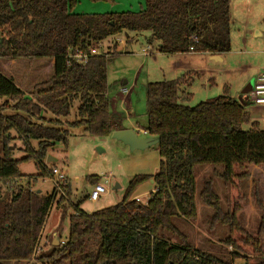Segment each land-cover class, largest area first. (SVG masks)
I'll list each match as a JSON object with an SVG mask.
<instances>
[{"label":"trees","instance_id":"trees-1","mask_svg":"<svg viewBox=\"0 0 264 264\" xmlns=\"http://www.w3.org/2000/svg\"><path fill=\"white\" fill-rule=\"evenodd\" d=\"M144 2L139 12L76 14L77 0H0V66L11 67L9 74L0 68L6 74L0 72V264H264V201L255 190L260 223L251 233L241 222L240 193L241 183L251 177L249 167L264 166V129L253 123L245 131L246 109L227 94L193 108L182 104V87L193 83L189 75L146 87V129L159 140L158 172L134 177L121 204L92 214L81 208L89 196L71 203L72 187L66 180L57 208L70 203L73 209L69 236L36 255L56 195L38 193L31 183L50 177L56 168L46 162L50 150L67 146L70 133L64 126L98 137L123 130L110 113L108 99V66L117 45L115 53L90 56L86 65L71 55L89 53L123 32H149L148 44L159 43L158 51L167 55H223L232 50L231 0ZM36 63L33 71L49 78L27 94L12 74L16 67L32 70ZM75 108L77 114L69 122ZM9 111L13 114L7 115ZM16 139L25 146L26 156L19 160L14 159ZM28 162L39 172L23 186L20 166ZM199 165L215 167L214 175L231 187L228 211L212 179L205 181L199 195L213 211L211 231L229 229L222 244L232 251L222 256L194 248L174 223L198 218ZM90 181L99 182L96 177ZM150 182L156 192L148 202L134 201L138 189Z\"/></svg>","mask_w":264,"mask_h":264},{"label":"rangeland","instance_id":"rangeland-1","mask_svg":"<svg viewBox=\"0 0 264 264\" xmlns=\"http://www.w3.org/2000/svg\"><path fill=\"white\" fill-rule=\"evenodd\" d=\"M78 4L75 8L76 14H106V13H121V12H139L137 8L138 0H115L114 3H92L90 0H77ZM117 1V2H116ZM144 5V0H142ZM130 6H133L130 8ZM248 26V28H246ZM264 33V0H231V33H232V47L234 50L243 49V40L245 38H252L256 49L264 50V37H256V31ZM254 33V34H252ZM253 35V36H252ZM149 32L135 33V32H123L114 37H110L104 42V50L115 53V47L117 50L114 56L113 62L108 66V96L113 100L116 99L118 90L124 85L126 81H136V88L133 93L135 101V107L137 114L132 117L135 124L143 126L147 124V105L144 110V104L146 103V89L145 86L149 80L155 82V80H164L162 75L157 78L159 72H155L157 67L155 61L152 59L156 53L159 43H153V55L144 58V49L148 47L147 40L150 38ZM252 42V40H251ZM249 49H252L250 45ZM167 59V58H166ZM169 61H172L169 58ZM204 59V58H203ZM237 59V58H236ZM256 65L264 64V54H260L257 59L251 58V56L242 57V64H248L249 62ZM1 62V61H0ZM40 62V61H39ZM1 65V64H0ZM4 68L0 66L6 73L11 72V67L3 63ZM38 66V63L34 65L32 70L25 66L16 67L14 77L15 83L18 87L23 89L27 94L32 92L35 84L46 81L49 77L42 76L41 71L34 72ZM0 69V72L5 74ZM14 73V72H13ZM152 73V75H151ZM156 73V74H154ZM240 74V75H239ZM241 78V73H239ZM6 75V74H5ZM49 76V75H48ZM240 81V79H238ZM239 83H231V89L236 94ZM246 88V87H245ZM244 88V89H245ZM195 96L188 103V106L193 108L199 105L201 102L215 98L219 96L215 89L206 93V89L203 83L197 79L192 88ZM209 89V88H208ZM240 90V95L244 91ZM239 96V94L237 95ZM145 102V103H144ZM120 104L118 101L114 103L113 110L120 111ZM117 108V109H116ZM246 113H250L251 118L262 119L261 125L264 127V108H258L256 105H250L245 107ZM111 109V110H112ZM7 115H12L13 112L9 111ZM77 114L76 108L72 112V117L69 122H72L74 116ZM144 114V115H143ZM51 119V115L46 116ZM65 122V121H63ZM122 124L126 123V119L122 118ZM120 122V123H121ZM65 125V124H64ZM251 125L244 124L243 129L249 130ZM70 133L67 146L63 144L57 145L54 149L50 150L49 154L53 156L56 161V166L67 177L72 187L71 203L73 205L81 202L85 196L94 188V185L90 181L92 177L98 178V183L107 181L106 185L110 192L105 195L98 204H92L89 200L82 203L81 208L92 213L95 210H103L106 208L114 207L122 203L128 188L129 182L139 175H152L156 174L159 170V162L161 161L158 155V146L150 148V153L155 154L152 156V162L155 161L154 166L148 169L149 163L144 167L141 158L133 157L135 153L131 152L130 148L123 143L115 140L113 135L109 137L91 136L83 128H70L64 126ZM143 135L140 134V137ZM12 145L16 147L14 152V159H22L26 156L24 153V143L18 139L12 142ZM33 146L37 147V142H33ZM47 163V162H46ZM142 164V166H140ZM48 165V164H47ZM204 168H209L204 171ZM202 169V170H201ZM220 172L221 168L216 167ZM215 167L209 165H199L195 168L197 175L196 179V191L197 199L196 204L198 209V218L194 222H185L180 219H175L174 223L185 234L188 235L189 242L198 247L202 252L211 253L222 256L230 251L232 248L223 247L222 240L226 239L229 234L227 227L219 226L211 231L210 220L213 211L210 207L204 206L199 198L200 193L204 188V183L208 179L213 180V186L215 192L221 199L222 207L225 211L230 210L231 207V187L224 184L220 178L214 175ZM250 178L244 180L240 185V193L244 196V212L241 216L242 225L247 228L249 232H254L260 223V218L254 216L252 208H257L254 199V191L256 190L259 198L264 201V166L255 168L249 167ZM20 172L24 176L23 180L19 182L23 186L28 184V180L38 175V169L34 162L23 163L20 166ZM35 191H40L44 195L51 194L54 190V182L47 178H39L36 182L31 183ZM116 186H120V189L115 190ZM152 186L151 183H146L141 186L135 193L136 196H141V200L145 203L150 195L147 191ZM143 187V188H142ZM55 209V208H54ZM73 209L68 205H62L53 210L50 213L51 221L48 220L47 226L43 230L48 233L46 239L45 248H42L44 240L40 242L42 249L38 250L36 255L38 256L42 251H48L53 247V241L60 237V242L63 243L69 236V216L73 214ZM51 223V227L48 228V224ZM61 227L63 230L60 232ZM42 234V237H43ZM56 241V240H55ZM59 246L56 241V247ZM236 264H245L244 260H239Z\"/></svg>","mask_w":264,"mask_h":264},{"label":"crops","instance_id":"crops-1","mask_svg":"<svg viewBox=\"0 0 264 264\" xmlns=\"http://www.w3.org/2000/svg\"><path fill=\"white\" fill-rule=\"evenodd\" d=\"M129 1H131V0H129ZM136 4H137V8L140 10L145 5V3L143 5L142 0H138V2ZM132 7L133 6H130V8H132ZM111 13H115V12H111ZM121 13H124V12H121ZM246 28H248V26ZM256 33H257L256 34L257 38L258 37H264V33L260 32L259 30H257ZM252 34H254V33H252ZM150 38H151V36H150ZM150 38L147 40L148 43L150 42ZM231 39H232V33H231ZM251 40H252V42H251ZM242 43H243L242 47H244L243 49L241 48L240 50H234V48L232 47L231 52L223 54V55H211L209 53H197V54L196 53H186V54L167 55V54L160 53L157 49V51L154 55L152 53V55H153L152 59L155 61V65L157 66V67H155L154 71L159 72V73H158V75L156 73H154V74H156L155 76H157L156 79H158V77L160 75H162V77H163L162 79H164V80H161V81L155 80V82H152L151 80H149L151 78H149L150 76L148 75L147 81H150V82H148L147 85L151 84V83H156V82L175 81L183 75H189L188 80L193 79V83H191L189 86H183L182 87V89L180 91V97H181V103L182 104L188 106V103L190 102V100H192L193 95L195 96V93L191 90H193L192 89L193 84L197 79L200 80V83L204 84L206 91L209 90L206 93L211 92L213 89H215V91L219 95L217 97L224 96L225 94H227L230 97L234 98L235 100L239 101V98L242 97L240 95V93H241L240 90L247 87L249 85V83L254 81L255 78L258 76V74L262 70H264V64L256 65V64L252 63V61H251V63L249 62L248 64H242V57H244V56H251V58L257 59L260 54H264V50H259V49H256V47H253L254 46L253 37L250 39L245 38ZM249 45L252 49L248 48ZM214 57H219L220 59H222V61L219 60V58L217 61H214V59H213ZM144 58H146V56H144ZM169 58H171L172 61H169L170 60ZM239 73H241V74L243 73L241 75V78H239V75H240ZM151 75H152V73H151ZM238 79H240V81H238ZM235 82L239 83L236 94H234V92L231 89V83H235ZM147 85L145 86V89H146ZM135 88H136V81H134L133 83L126 81L124 83V85L121 87V89L118 90V94L116 95V97H117L116 99L112 100L108 96L110 113L115 118H117L120 122L122 121L123 117L126 119V123H124V124H122V122L120 123L123 130H125V129L126 130H133L139 134V137H140V134L143 135L140 138L151 137L148 134H144V132H147V129H146L147 124L145 125V127L138 126L139 123L135 124L134 120H132V117L137 114V110L135 107V101L133 98V93H134ZM238 94H239V96H237ZM116 101H118L120 104V106H119L120 111L119 112L116 110H113L114 108L113 109L111 108V107H114V103ZM247 101L248 102L250 101L249 97H248ZM145 108H146V103L144 104V110H145ZM251 117L252 116L250 115V113L249 114L246 113L247 125L250 126L253 123H258L261 126V128L264 129V127L261 125L262 119H257V118L253 119ZM149 150L150 149H147L143 152L136 151L139 153H135V155H133V157L142 159V161H143L142 164H144L145 168L148 165L149 161L152 160V156H155V154L150 153L151 151H149ZM158 155H159V151H158ZM49 156L51 157V159H55L50 154H49ZM56 161L57 160L55 159V162H53L52 164L56 165ZM47 164L51 165L49 163H47ZM142 164L140 166H142ZM154 164H155V161L153 160L152 162L149 163L148 169L151 168V166H154ZM159 167H160V162H159ZM254 167L258 168L256 166H254ZM56 168H58V167L56 166ZM142 168H143V166H142ZM207 169H209V168H204V171H206ZM152 175H155V174H152ZM208 180H211V179H208ZM67 181H68V179H67ZM150 183L152 184V186L147 191L148 193H150L148 199L150 198V196L153 193L156 192L153 182H150ZM90 192L87 194V196H89ZM134 197H141V196L135 195ZM148 199H147V201H148ZM198 208L199 207H197V209ZM55 209L54 208L52 209L53 212L55 211ZM252 210H253L254 216H256L257 219L260 218L259 210L257 208L256 209L252 208ZM88 213H90V212H88ZM51 216H49L48 220L51 219ZM46 226H47V224H46ZM50 227H51V223L48 224V228H50ZM45 230H46V228H45ZM62 230H63V228L61 227L60 232ZM47 232L45 233V231H44V234H43V236H45L46 239L48 236ZM60 237L61 236H59L57 238L58 240L55 237V240L57 242L59 241L58 243H60ZM55 240L53 241L52 246L56 245ZM44 242H43V245L45 246L47 243L46 242L44 243ZM194 248L197 249L198 247H194ZM211 254H214L213 251H211Z\"/></svg>","mask_w":264,"mask_h":264},{"label":"built area","instance_id":"built-area-1","mask_svg":"<svg viewBox=\"0 0 264 264\" xmlns=\"http://www.w3.org/2000/svg\"><path fill=\"white\" fill-rule=\"evenodd\" d=\"M103 50H104V43H100L97 46V48L91 49L89 51V53H84L82 51H76L75 54L71 55V59L77 63L86 65L90 56L102 55V54L109 53L108 50L107 51H103ZM152 50H153V46L148 45V47L146 49H144V55L146 57L152 56ZM249 99L253 105H256L258 108H264V70H262L258 74V76L255 78V80L253 81V89L250 93ZM144 134H147V132H144ZM49 179L54 182L53 193H55V195H56V203L54 204L53 208H57V204H58L61 196L63 195V186L66 183L67 178L61 170H59L58 168H54L52 170V174L49 177ZM106 183H107V181L105 182V184L98 183V184L94 185V188L90 192L89 198H88V200L92 204H98L100 202V200L110 192ZM133 200L136 201L137 203H143V204H146L148 202L147 201L144 203L140 197H134ZM97 211H99V210H95L92 213H95ZM42 239L44 241H46L45 236H43L41 238V240ZM39 246H40V243H39ZM39 246L37 248V251L42 249V248H45L44 245H42L43 246L42 248Z\"/></svg>","mask_w":264,"mask_h":264},{"label":"water","instance_id":"water-1","mask_svg":"<svg viewBox=\"0 0 264 264\" xmlns=\"http://www.w3.org/2000/svg\"><path fill=\"white\" fill-rule=\"evenodd\" d=\"M219 57H214V61H217ZM219 60L222 61V59L219 58ZM253 89V81L249 83V85L244 89L241 96L239 98V102L244 106H250L252 103L248 100V97L250 96V93ZM113 138L124 145L128 146L130 148L131 152L136 151H145L147 149H150L153 146H156L159 144V140L155 137H147V138H140L139 134L133 130H119L115 131L113 133ZM55 162V159H51L50 156H48L47 163L52 164ZM120 189L119 186L115 187V190ZM40 193V191H38ZM58 240V239H57ZM59 242V241H58ZM55 244V243H54ZM59 244V243H58ZM56 247V245H54Z\"/></svg>","mask_w":264,"mask_h":264}]
</instances>
